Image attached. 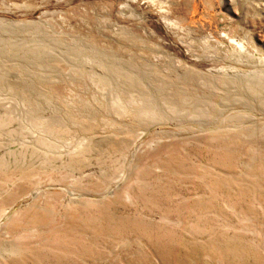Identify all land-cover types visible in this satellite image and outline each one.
Instances as JSON below:
<instances>
[{
    "label": "rangeland",
    "instance_id": "rangeland-1",
    "mask_svg": "<svg viewBox=\"0 0 264 264\" xmlns=\"http://www.w3.org/2000/svg\"><path fill=\"white\" fill-rule=\"evenodd\" d=\"M0 264H264V0H0Z\"/></svg>",
    "mask_w": 264,
    "mask_h": 264
},
{
    "label": "bare ground",
    "instance_id": "bare-ground-1",
    "mask_svg": "<svg viewBox=\"0 0 264 264\" xmlns=\"http://www.w3.org/2000/svg\"><path fill=\"white\" fill-rule=\"evenodd\" d=\"M218 45H219V44H218ZM241 50H242V48H241ZM240 52H241V51H240ZM242 52H243V51H242ZM242 52H241V53H242ZM241 53H240V54H241Z\"/></svg>",
    "mask_w": 264,
    "mask_h": 264
}]
</instances>
